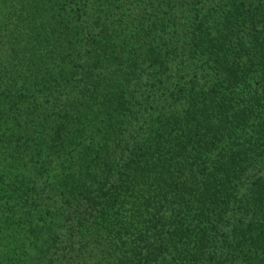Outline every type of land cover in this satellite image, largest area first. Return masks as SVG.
Segmentation results:
<instances>
[{"label":"trees","instance_id":"obj_1","mask_svg":"<svg viewBox=\"0 0 264 264\" xmlns=\"http://www.w3.org/2000/svg\"><path fill=\"white\" fill-rule=\"evenodd\" d=\"M0 264H264V0H0Z\"/></svg>","mask_w":264,"mask_h":264}]
</instances>
